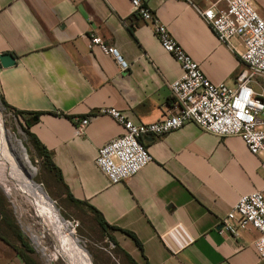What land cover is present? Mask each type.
Masks as SVG:
<instances>
[{
  "label": "crops",
  "instance_id": "obj_1",
  "mask_svg": "<svg viewBox=\"0 0 264 264\" xmlns=\"http://www.w3.org/2000/svg\"><path fill=\"white\" fill-rule=\"evenodd\" d=\"M140 1L151 12L149 22L131 13L130 0H0V54L15 59L0 66V101L29 119L28 131L49 152L65 191L97 213L130 263L264 264L254 248L257 230L231 235L219 227L241 196L264 195V158L249 153L240 137L187 123L144 134L140 141L152 161L120 183L110 184L95 165L98 149L123 132L100 111L116 109L134 124L160 121L171 99L168 85L181 76L152 21L211 83L233 89L245 69L241 39L220 43L198 15L196 8L208 6L204 0ZM247 1L264 19V0ZM92 35L116 48L128 68L90 48ZM251 86L262 91L259 79ZM84 117L88 124L79 133ZM9 224L0 197V264H26Z\"/></svg>",
  "mask_w": 264,
  "mask_h": 264
},
{
  "label": "built area",
  "instance_id": "obj_2",
  "mask_svg": "<svg viewBox=\"0 0 264 264\" xmlns=\"http://www.w3.org/2000/svg\"><path fill=\"white\" fill-rule=\"evenodd\" d=\"M221 1L225 4L222 9L204 0L208 6L196 11L220 43L229 46L230 39H241L244 50L240 60L245 69L236 75L235 87L211 83L166 28L152 21L161 48L178 63L181 76L168 85L171 99L160 121L134 124L116 109L100 111L123 129L119 137L98 149L94 161L110 184L132 177L152 161L140 141L144 134L162 135L187 123L219 137L238 136L249 153L264 158V19L247 0ZM130 4L133 15L145 22L152 20L150 10L140 0H130ZM89 47L112 55L121 70L128 68L117 49L106 46L99 37L90 36ZM255 79L262 81L261 92H255L251 86ZM87 124L88 117L80 119L77 131L82 133ZM247 227L259 232L254 248L259 259H264V195L260 191L241 196L222 223V231L231 235Z\"/></svg>",
  "mask_w": 264,
  "mask_h": 264
},
{
  "label": "rangeland",
  "instance_id": "obj_3",
  "mask_svg": "<svg viewBox=\"0 0 264 264\" xmlns=\"http://www.w3.org/2000/svg\"><path fill=\"white\" fill-rule=\"evenodd\" d=\"M0 115L4 129L12 138V144L17 146L18 150H22L29 169L33 170L31 181L39 185L53 202L51 204L55 212L71 233L87 261L90 264H131L118 253L113 242L110 241L109 230L101 228L96 216L83 205L67 200L64 189L46 168L44 159L36 154L29 143L22 123L1 104ZM11 169L16 174L23 175L16 160L12 162ZM5 187L4 180H0V197L4 201L6 213L18 233H24L26 241L31 243L35 259L40 264H64L61 253L57 251L58 248L54 242L56 239L62 242L61 230L55 225L51 230L53 233L44 232L36 217V212L25 197L14 190L9 194ZM73 225L77 226L73 227ZM26 228H30V231Z\"/></svg>",
  "mask_w": 264,
  "mask_h": 264
},
{
  "label": "bare ground",
  "instance_id": "obj_4",
  "mask_svg": "<svg viewBox=\"0 0 264 264\" xmlns=\"http://www.w3.org/2000/svg\"><path fill=\"white\" fill-rule=\"evenodd\" d=\"M16 147L12 144L11 136L4 129L0 115V179L4 180L6 184L5 188L9 194L14 190L25 197L34 212H36V217L44 232L51 233L55 225L61 230V234L63 233L62 242L56 241L57 239L54 242L58 248L57 251L61 253L64 264H90L79 246L73 240L71 233L60 220L53 205L49 202L42 190L31 181L33 170L29 169L22 150H18ZM14 159L23 175L16 174L11 169V164L15 161ZM26 229L30 231V228Z\"/></svg>",
  "mask_w": 264,
  "mask_h": 264
},
{
  "label": "trees",
  "instance_id": "obj_5",
  "mask_svg": "<svg viewBox=\"0 0 264 264\" xmlns=\"http://www.w3.org/2000/svg\"><path fill=\"white\" fill-rule=\"evenodd\" d=\"M0 104L2 105V107L4 109H6L7 111H10L13 114V116L18 121H20L22 123L23 131H24L25 135L27 136L29 143L31 144V146L35 150L36 154L39 157L44 159V161H45L44 164H45L46 168L53 174V177H55L57 182L61 185L60 175H59L57 169L55 168V166L53 165V163L51 161V156H50L49 152L46 151V149L39 143V141L28 131L29 119L25 118L23 113L9 109L7 107V105H5V103H3L2 101H0ZM61 187L63 188L62 185H61ZM64 191H65V189H64ZM65 194H66V198L68 201H70L72 203L80 204L77 201H74L72 199V197L67 193V191H65ZM92 212L95 214L97 221H98V224L101 226V228H105L104 223L101 221V219H99L97 213H95V211H93V210H92ZM9 228L15 229V226L12 224H9ZM14 234H15V238L17 239V241L19 242V245H20V249H18V254H20L22 256L25 263L26 264H38L31 257V254L33 255V250L31 248V246L28 244V242L26 241V239L24 238V236L22 235V233H14ZM110 241H112V240L110 239Z\"/></svg>",
  "mask_w": 264,
  "mask_h": 264
},
{
  "label": "water",
  "instance_id": "obj_6",
  "mask_svg": "<svg viewBox=\"0 0 264 264\" xmlns=\"http://www.w3.org/2000/svg\"><path fill=\"white\" fill-rule=\"evenodd\" d=\"M14 64H15V59H14V57L12 55H10V54H0V66L2 68H7V67H10V66H12ZM32 120L33 121L36 120V117H33ZM35 185L42 190V188L39 185H37V184H35ZM43 193L46 195V193L44 191H43ZM46 197L48 198L47 195H46ZM48 200H49L50 203L53 204V202L49 198H48ZM219 227H222V225H220Z\"/></svg>",
  "mask_w": 264,
  "mask_h": 264
}]
</instances>
